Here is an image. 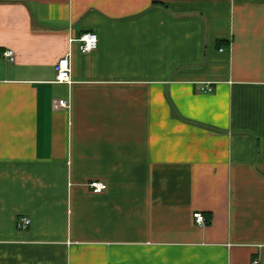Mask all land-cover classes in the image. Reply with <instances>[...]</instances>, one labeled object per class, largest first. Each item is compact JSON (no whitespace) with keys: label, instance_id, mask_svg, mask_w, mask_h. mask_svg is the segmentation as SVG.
<instances>
[{"label":"crops","instance_id":"crops-1","mask_svg":"<svg viewBox=\"0 0 264 264\" xmlns=\"http://www.w3.org/2000/svg\"><path fill=\"white\" fill-rule=\"evenodd\" d=\"M0 264H264V0H0Z\"/></svg>","mask_w":264,"mask_h":264},{"label":"built area","instance_id":"built-area-1","mask_svg":"<svg viewBox=\"0 0 264 264\" xmlns=\"http://www.w3.org/2000/svg\"><path fill=\"white\" fill-rule=\"evenodd\" d=\"M78 41H80V47L81 50L85 53L91 52L98 47V36L96 33L93 32H85L77 38ZM13 50H7L4 52V55L9 57L11 60L14 59L13 57ZM56 81L57 82H70L71 81V62L69 55H65L62 58H60L56 63ZM59 103L62 106H67V101L64 99H61ZM89 186L91 189L96 192L100 193L107 189V184L104 181L101 180H93L89 183ZM194 217L196 219V222L199 225H205L206 223V217L201 212H195ZM30 218L28 217H22L20 226L22 228L27 227L30 224Z\"/></svg>","mask_w":264,"mask_h":264}]
</instances>
